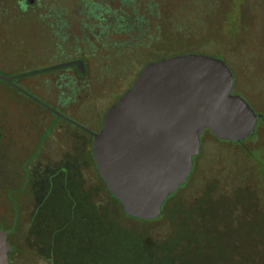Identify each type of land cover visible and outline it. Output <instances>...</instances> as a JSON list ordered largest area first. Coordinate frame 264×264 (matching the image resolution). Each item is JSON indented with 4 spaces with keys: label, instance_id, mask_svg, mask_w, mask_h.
Masks as SVG:
<instances>
[{
    "label": "rangeland",
    "instance_id": "374dc122",
    "mask_svg": "<svg viewBox=\"0 0 264 264\" xmlns=\"http://www.w3.org/2000/svg\"><path fill=\"white\" fill-rule=\"evenodd\" d=\"M14 1L9 0L11 7ZM51 1L57 2L58 14L68 18L72 24L73 47H69L68 51L83 55L87 79L100 75L101 80H105L91 96L83 98L81 103L78 100L74 102L76 114L88 117L103 114L130 87L144 64L151 61L149 54H171L178 50L225 59L236 75L233 92L245 97L262 115L255 133L236 144L219 140L205 132L201 136V153L196 159L197 175L191 182L192 187L177 193L175 203L179 204L169 207L167 203L157 219L142 221L121 218L115 212L116 206L107 188L98 190V181L90 172L88 184L78 186V191L84 193L74 194L82 215L77 217L73 213L57 216L53 220L52 229L63 228L68 223L65 230L73 240L66 245L65 254L59 258L67 261L64 264H104L105 260L119 257L118 245L121 243L116 241H119L120 223L126 229L149 233L153 240H169L175 229L181 227V246H178V250L182 253L178 258L174 256L179 259V264H264V0H179V5L174 0V8L167 7L164 0H157L160 2L158 7L147 9V12L141 8L140 11L151 15L143 25L148 33L112 51L101 46L98 27L80 22L83 10L78 2L81 0ZM154 2L156 5V0ZM36 15L34 10H28L21 17ZM26 21L25 30L21 31L25 32L27 43H32L36 29L31 27L29 20ZM84 30H89L90 34H85ZM124 38L122 36L121 40ZM243 40H247L250 46L242 48L240 43ZM62 45L66 47L67 43L64 41ZM32 50L36 53H27V60L33 58L36 61L48 53L39 44ZM2 170L11 177L18 176L15 168ZM210 182L217 184L215 194H210ZM196 190L195 195L199 192L209 197L192 208L193 203L190 205L183 200V196L190 197ZM248 201L256 207L255 216L249 220V214L242 212L248 221L240 217L237 222L234 218L241 213L240 205H246ZM89 203L95 213L87 208ZM99 208L105 209V215L97 213ZM9 219L11 221L12 217ZM10 221L6 224H11ZM246 222L250 226L245 225ZM220 224L227 225V228H222L227 229L224 234L219 230ZM46 238H41L40 242L37 239L36 242L42 244L48 241ZM107 238L115 239L110 247L105 245ZM44 244L36 254L28 252L32 249L31 244H27L20 264H51ZM85 252H90L89 257Z\"/></svg>",
    "mask_w": 264,
    "mask_h": 264
},
{
    "label": "flooded vegetation",
    "instance_id": "af4514ba",
    "mask_svg": "<svg viewBox=\"0 0 264 264\" xmlns=\"http://www.w3.org/2000/svg\"><path fill=\"white\" fill-rule=\"evenodd\" d=\"M154 1L81 0L78 2L83 10L80 22L82 25L98 27L97 33L102 38L101 46L112 51L121 48L128 41L141 39L148 33L143 25L151 15L140 11L144 8L147 12V9L159 5L160 2L156 0L155 5ZM56 3L51 0H15L11 7L9 0H0V228L7 232V241L11 246L8 252L9 264H20L27 244H31L32 249L28 252L36 254L41 251L43 243L51 264L67 263L58 257L59 252L65 251L62 247L59 250L55 233L57 227L52 229L53 220L57 216L73 213L78 186L88 184L90 172L93 173L94 180L98 181V190L106 187L92 157L93 133L102 128L107 109L123 94L103 114L88 117L75 113L74 102L78 100L81 103L83 98L91 96L96 92L94 89L105 80L102 81L100 75L87 79L83 55L68 51L69 47H73V28L68 18L58 14ZM173 3L174 0H164L169 8L176 6ZM176 3L179 5V0ZM28 10H34L37 15L21 17ZM15 14L17 15L14 16ZM26 20L36 29L32 35V43H27L26 34L21 31L25 30ZM16 30L19 32L16 33ZM84 31L85 34H90L89 30ZM122 36L126 37L123 41ZM149 38L152 39L151 36ZM64 41L67 43L66 47L62 45ZM36 44L45 51L48 50V53L36 61L33 58L27 60V53H36L32 50ZM191 52L198 53L177 50L172 55ZM73 60L83 61V73L76 65L53 68ZM36 76L40 78L32 79ZM249 104L251 105L250 102ZM261 117L260 114L259 120ZM205 132L209 131L205 130L201 136ZM201 142L202 137L189 176L167 197L162 205V212L167 203L169 207L179 204L175 203L177 193L192 187L191 182L197 175L196 159L201 153ZM3 168L17 169L18 176L11 177L6 171L3 172ZM210 183L211 194L217 184ZM196 192L197 190L190 197L183 196V200L190 205L193 203L192 208L196 207L197 202L199 206L208 196L199 192L195 195ZM79 193L83 194L84 191ZM77 208L81 210V207ZM188 208L192 211L190 206ZM9 221L11 224H6ZM45 237H48L45 239L48 241L42 244L36 242Z\"/></svg>",
    "mask_w": 264,
    "mask_h": 264
},
{
    "label": "water",
    "instance_id": "95a60500",
    "mask_svg": "<svg viewBox=\"0 0 264 264\" xmlns=\"http://www.w3.org/2000/svg\"><path fill=\"white\" fill-rule=\"evenodd\" d=\"M76 65L82 60L53 68ZM224 59L185 53L147 63L111 105L93 133L92 157L109 193L124 213L156 219L162 205L189 176L205 130L220 140L251 136L260 114L233 92ZM7 232L0 228V264H9Z\"/></svg>",
    "mask_w": 264,
    "mask_h": 264
},
{
    "label": "trees",
    "instance_id": "16d2710c",
    "mask_svg": "<svg viewBox=\"0 0 264 264\" xmlns=\"http://www.w3.org/2000/svg\"><path fill=\"white\" fill-rule=\"evenodd\" d=\"M248 43L249 42L247 40H243L240 43V46L242 48H245L246 46H250V44H248ZM242 51H244V49ZM245 51H247V50H245ZM172 54H174V53L157 54L156 52H152V54H149V58H150L149 60L155 61V60H158L160 58L168 57V55H172ZM240 55L242 56V54H240ZM260 57H262V56H260ZM260 57H257V58H260ZM225 62L227 63V61H225ZM235 77H236V75L234 73V78ZM239 192H241V191H239ZM111 199L114 200V203L116 206L115 212L118 213V215L121 218L127 217V218H131V219H136V218L129 217L124 213L119 200H117L112 195H111ZM248 202L249 203L248 204L246 203V205L245 204L244 205L239 204L240 208H241L239 210V212H241V213L238 216H236V218H234V220L237 219V222H238V219L240 217H244V215H242V212L249 214L248 215L249 220L251 219V217L253 218V216H255L256 207L252 205V202H250V201H248ZM77 206H78L77 201L74 198V211H73V213H75V215L77 217H79V215L80 214L82 215V213L79 210V208H77ZM87 208L90 209V211L93 213L96 212L91 207L90 203H89V205H87ZM100 212H102V214L105 215V209L100 208V210H98L97 213L99 214ZM244 218H245L244 219L245 221H248L247 217H244ZM136 220H142V219H136ZM142 221H148V220H142ZM245 225L250 226V224L247 222ZM67 227H68V223L64 224L63 228L56 229V232H55L57 242L59 243V250L60 251H61V247L65 251L66 245H70L71 242L73 241L71 238V235L66 233L65 229ZM222 228H227V225L226 224H220L219 230H222ZM181 231H182L181 227H179L178 230L175 229V233L173 234V236L169 240H167L165 238H159V239L153 240L150 238L149 233H147V232L146 233H143V232L138 233V232L133 231L132 229H126L125 227L121 226L119 223V232H120L119 233V241L118 240L116 241V242H118V244L121 243L118 245L120 248L118 251L119 257L116 256L111 261L105 260L104 264H179V261H178L179 259H177V258L180 256V252H181L178 250V246H181L180 245V235H179V234H181ZM226 231H227V229H223L221 231V234L222 233L224 234ZM113 241H115V239H108L107 238L104 240L105 245H108V247H110L109 245H111ZM124 250L127 252H123ZM85 253L89 257L90 252L89 253L85 252ZM64 254L65 253L59 252L58 257H60V255L63 256ZM174 256L177 258L175 259ZM72 258H74V255H72Z\"/></svg>",
    "mask_w": 264,
    "mask_h": 264
}]
</instances>
